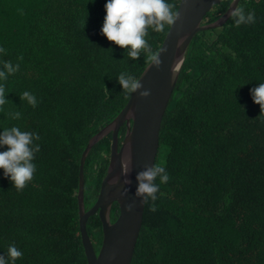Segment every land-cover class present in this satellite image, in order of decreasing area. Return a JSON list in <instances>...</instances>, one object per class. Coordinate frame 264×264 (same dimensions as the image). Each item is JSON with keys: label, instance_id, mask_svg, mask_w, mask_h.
Masks as SVG:
<instances>
[{"label": "trees", "instance_id": "trees-1", "mask_svg": "<svg viewBox=\"0 0 264 264\" xmlns=\"http://www.w3.org/2000/svg\"><path fill=\"white\" fill-rule=\"evenodd\" d=\"M180 1L168 0L174 11ZM231 1L215 6L204 24L223 16ZM105 3L0 0V62L19 65L4 82L9 103L0 111V130L17 126L40 137L25 188L0 178V254L15 245L23 253L15 264H88L80 232L81 159L130 97L116 78L127 72L139 79L150 65L144 53L132 60L101 35ZM239 7L254 12L255 22L235 27L229 18L202 32L185 61L156 162L170 179L155 202L145 203L133 264H264V113L250 95L264 83V0H242ZM169 28L146 37L152 52ZM24 91L37 98L35 108L20 101ZM15 111L17 120L6 115ZM109 159L103 144L87 159V211ZM113 210L115 223L119 206ZM101 228L98 216L88 223L99 246Z\"/></svg>", "mask_w": 264, "mask_h": 264}, {"label": "water", "instance_id": "water-1", "mask_svg": "<svg viewBox=\"0 0 264 264\" xmlns=\"http://www.w3.org/2000/svg\"><path fill=\"white\" fill-rule=\"evenodd\" d=\"M221 1L182 0L177 19L171 25L159 52V67L149 66L139 81L141 89L134 92L129 103L112 123L114 144L108 172L102 182L98 200L89 211H85L86 154L84 155L80 168L78 202L80 232L88 264H133L145 209L142 198L134 196L137 187L136 175L156 165L164 115L179 82L192 42L198 34L222 26L230 18V12L239 7L241 2L232 0L219 20L211 25H203L209 12ZM144 90L149 95L141 98L139 91ZM124 124L126 134L122 146L118 148L117 135ZM101 136L102 133L91 142L86 153ZM129 166L128 173L122 174ZM125 188L127 193L122 195ZM115 204L119 205V215L113 223L112 209ZM97 215L102 225V245L99 252L88 234V222Z\"/></svg>", "mask_w": 264, "mask_h": 264}, {"label": "clouds", "instance_id": "clouds-1", "mask_svg": "<svg viewBox=\"0 0 264 264\" xmlns=\"http://www.w3.org/2000/svg\"><path fill=\"white\" fill-rule=\"evenodd\" d=\"M90 2H92V0H90ZM181 3L182 0L180 1L178 9L174 11L173 5L170 4L168 0H106V3L104 4L105 15L100 29L101 35L105 37L107 41L111 42V44L118 46L121 49H126V54L130 59L136 60L141 55V53H144L145 55L148 56L150 65L158 68L160 65L159 52L161 51L166 41L169 31L158 53L152 52L151 46L148 43L146 37H149L150 32L159 33L165 31L168 27L171 28V25H173V23L177 19V13L180 9ZM229 17L233 23V26L235 27H239L241 25H249L255 22V13L252 11L245 13V10L242 7L234 8L230 12ZM83 23H85V20ZM213 23H210V25ZM203 25H209V24H204L203 22ZM196 38L194 39V41L196 40ZM194 41L192 42L188 50L187 57L189 56ZM177 46H179V42ZM2 54H5V50L3 48H0V55ZM184 65L182 67V70L184 68ZM18 68L19 65H14L10 61L0 62V111L3 110V106L6 103H9V101L5 99L6 95H5L4 82L7 81L10 76L14 75L18 71ZM148 68H146V70L143 73L141 72L139 74L140 75L139 79L134 78L132 75L128 74L127 72H121L119 76L116 78L114 85L116 87L121 88V91H123L126 95H130L127 103H125V105L120 110V112L129 103L134 92H137L138 90L141 89L142 86L139 83V81L143 76V74L146 71H148ZM148 95L149 92L147 90L139 91V96L141 98H146ZM250 95H251L252 103L255 105H259L260 114L264 113V83H259L254 88L250 89ZM19 99L20 101H24L28 106H31L32 108H35L38 103L37 98L29 91H24L19 96ZM120 112L109 123L104 125V127L90 140L87 148L83 153L81 163L85 154H86V158H85V164H86L87 159L93 148L99 144H103L106 148L110 149V159H109V164H110L112 145L114 144V128L112 123L117 119ZM6 115L12 120H17L20 118V113L18 111L9 112L6 113ZM101 133L103 134V136L99 137L98 142L93 144L89 149V151L86 153V150L90 146L91 142ZM125 134H126V125L124 124L118 131V135H117L118 148L122 146L124 142ZM39 139L40 137L36 133L30 131H22L17 126H11L4 128L3 130H0V149H4V150H0V178H6L9 181L11 187L15 188L17 191H21L25 188L26 184L32 180L33 174L36 171V166L33 163V160L35 154L40 150V145L36 143V141H38ZM81 163H80V168H81ZM129 170H130V166L124 172H122V174L126 175ZM107 172H108V168H107ZM84 173H85V166H84ZM169 179L170 177L165 167H163L161 164H156L154 166L146 168L145 170L139 172L136 175L137 187L134 196L136 198H142V203H146L149 201L155 202L157 199L159 186L161 184H166L169 181ZM157 180L159 181V183H157ZM125 183H127V181H125ZM126 193H127V189L125 188L124 192H122V195H126ZM85 199H86V184H85ZM85 211L87 210L85 209ZM150 211L153 212L156 211L154 204L150 205ZM112 213H113V209H112ZM99 235L100 237H102V231L101 233L97 234L98 239L100 241ZM93 244L97 245L98 248L101 247L98 245L99 243L96 244L93 243ZM22 255L23 253L15 245H9L6 254H0V264H15L16 260L21 258Z\"/></svg>", "mask_w": 264, "mask_h": 264}, {"label": "flooded vegetation", "instance_id": "flooded-vegetation-1", "mask_svg": "<svg viewBox=\"0 0 264 264\" xmlns=\"http://www.w3.org/2000/svg\"><path fill=\"white\" fill-rule=\"evenodd\" d=\"M114 211V210H113ZM99 251V248L97 247V252Z\"/></svg>", "mask_w": 264, "mask_h": 264}]
</instances>
